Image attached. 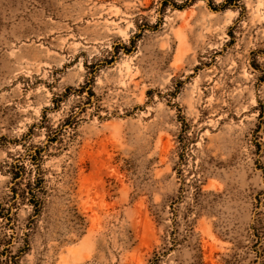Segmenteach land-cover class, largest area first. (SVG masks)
Returning <instances> with one entry per match:
<instances>
[{"label": "rangeland", "instance_id": "374dc122", "mask_svg": "<svg viewBox=\"0 0 264 264\" xmlns=\"http://www.w3.org/2000/svg\"><path fill=\"white\" fill-rule=\"evenodd\" d=\"M0 264H264V0H0Z\"/></svg>", "mask_w": 264, "mask_h": 264}, {"label": "trees", "instance_id": "16d2710c", "mask_svg": "<svg viewBox=\"0 0 264 264\" xmlns=\"http://www.w3.org/2000/svg\"><path fill=\"white\" fill-rule=\"evenodd\" d=\"M19 169V173L17 174V179L21 178L25 174V169L23 167H16ZM43 182V179H37L35 182L30 183L28 185L29 191L26 192L31 196V202L32 204L39 207L41 206V201L39 200L40 192H41V184Z\"/></svg>", "mask_w": 264, "mask_h": 264}]
</instances>
